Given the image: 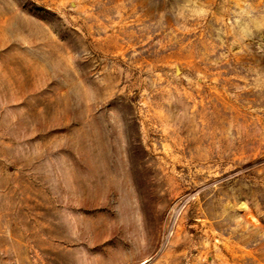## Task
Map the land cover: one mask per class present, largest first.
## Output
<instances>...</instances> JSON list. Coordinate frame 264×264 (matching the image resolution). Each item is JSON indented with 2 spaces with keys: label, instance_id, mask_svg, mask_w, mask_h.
<instances>
[{
  "label": "rangeland",
  "instance_id": "1",
  "mask_svg": "<svg viewBox=\"0 0 264 264\" xmlns=\"http://www.w3.org/2000/svg\"><path fill=\"white\" fill-rule=\"evenodd\" d=\"M0 264H264V0H0Z\"/></svg>",
  "mask_w": 264,
  "mask_h": 264
}]
</instances>
